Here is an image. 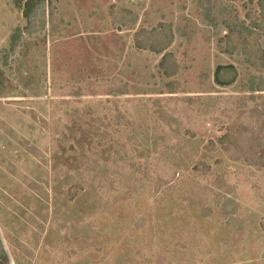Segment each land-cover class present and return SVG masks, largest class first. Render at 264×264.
<instances>
[{
    "label": "rangeland",
    "instance_id": "374dc122",
    "mask_svg": "<svg viewBox=\"0 0 264 264\" xmlns=\"http://www.w3.org/2000/svg\"><path fill=\"white\" fill-rule=\"evenodd\" d=\"M17 1L0 0V264H264V168L218 141L264 139V0H46L31 24Z\"/></svg>",
    "mask_w": 264,
    "mask_h": 264
},
{
    "label": "trees",
    "instance_id": "16d2710c",
    "mask_svg": "<svg viewBox=\"0 0 264 264\" xmlns=\"http://www.w3.org/2000/svg\"><path fill=\"white\" fill-rule=\"evenodd\" d=\"M46 0H18L17 6L22 10V13L25 19L31 24V22L35 19L38 15L37 12L40 11L41 8L45 10ZM53 10L54 7L51 6ZM45 14V13H44ZM44 21V20H43ZM237 29V26H234ZM229 31L233 32L236 31L234 28L229 27ZM23 31L18 28L17 31L11 37V51H14L16 47L19 46L20 42L19 39ZM139 47H143L139 44ZM155 51H160L154 49ZM169 54H165L161 61V67L166 71L168 74L175 73V66L167 67V61H169ZM262 61L264 63V52L262 53ZM237 71L233 64L228 65H219L215 70V81L217 84L226 86L232 84L236 77ZM226 74L228 75L226 77ZM251 82L250 91H264V80L260 82L256 81ZM254 98L264 97V96H253ZM250 112L254 113L258 120L256 125L259 123L261 133L262 130L264 132V100L261 102L259 101L258 104L250 109ZM254 126H250V129L246 127L248 132H251L250 135L244 133L243 129H239L236 125H231L228 131L219 138V142L223 149H225L231 156V158L235 160L244 159L247 164L255 166L258 169L264 168V139L261 138L257 132L253 130Z\"/></svg>",
    "mask_w": 264,
    "mask_h": 264
}]
</instances>
